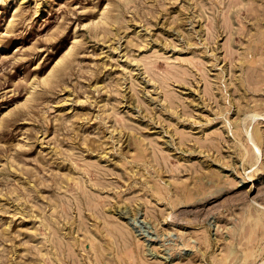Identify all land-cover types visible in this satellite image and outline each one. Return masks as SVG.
<instances>
[{
    "label": "rangeland",
    "instance_id": "rangeland-1",
    "mask_svg": "<svg viewBox=\"0 0 264 264\" xmlns=\"http://www.w3.org/2000/svg\"><path fill=\"white\" fill-rule=\"evenodd\" d=\"M0 264H264V0H0Z\"/></svg>",
    "mask_w": 264,
    "mask_h": 264
},
{
    "label": "bare ground",
    "instance_id": "bare-ground-1",
    "mask_svg": "<svg viewBox=\"0 0 264 264\" xmlns=\"http://www.w3.org/2000/svg\"><path fill=\"white\" fill-rule=\"evenodd\" d=\"M251 140H252V138H251ZM253 143V142H252ZM247 153V152H246Z\"/></svg>",
    "mask_w": 264,
    "mask_h": 264
}]
</instances>
